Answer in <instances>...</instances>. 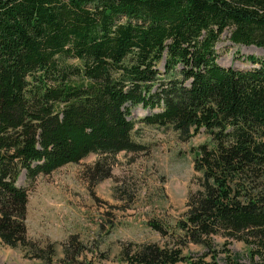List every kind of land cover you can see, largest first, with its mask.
<instances>
[{
    "label": "trees",
    "instance_id": "trees-1",
    "mask_svg": "<svg viewBox=\"0 0 264 264\" xmlns=\"http://www.w3.org/2000/svg\"><path fill=\"white\" fill-rule=\"evenodd\" d=\"M226 34L264 50V0H0L1 243L52 261L55 245L28 236L37 178L91 155L97 181L111 178L118 155L143 151L141 107L144 125L209 143L183 220L173 232L150 221L167 242L127 244L121 264H264V59L222 67ZM216 237L244 243L248 262L227 247L220 262ZM191 244L207 253L185 256ZM64 248L70 264H91L77 237Z\"/></svg>",
    "mask_w": 264,
    "mask_h": 264
},
{
    "label": "rangeland",
    "instance_id": "rangeland-1",
    "mask_svg": "<svg viewBox=\"0 0 264 264\" xmlns=\"http://www.w3.org/2000/svg\"><path fill=\"white\" fill-rule=\"evenodd\" d=\"M217 53L222 67L237 70L255 67L248 57L264 59L263 49L234 45L228 34ZM146 115L141 107L133 110L135 141L143 151L118 155L111 178L97 181L93 168L101 159L98 155L37 178L29 198L28 236L43 246L54 244V259L48 262L26 257L21 248L13 249L0 241V264L73 263L64 250L71 237H77L87 248L79 261L91 264H121L122 248L127 244L167 242L149 222L164 223L173 232L183 220L188 195L195 189V155L200 146L209 143V137L202 132L182 141L171 129L141 123ZM29 184L23 176L20 185ZM226 244L223 238H215L214 251L220 262L225 258V247L242 263L248 262L249 250L244 243ZM206 253L205 248L193 244L184 250L185 256Z\"/></svg>",
    "mask_w": 264,
    "mask_h": 264
}]
</instances>
